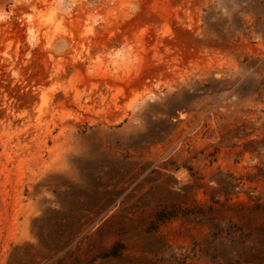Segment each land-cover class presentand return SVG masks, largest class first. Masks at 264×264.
Segmentation results:
<instances>
[{
	"label": "rangeland",
	"instance_id": "rangeland-1",
	"mask_svg": "<svg viewBox=\"0 0 264 264\" xmlns=\"http://www.w3.org/2000/svg\"><path fill=\"white\" fill-rule=\"evenodd\" d=\"M0 264H264V0H0Z\"/></svg>",
	"mask_w": 264,
	"mask_h": 264
},
{
	"label": "trees",
	"instance_id": "trees-1",
	"mask_svg": "<svg viewBox=\"0 0 264 264\" xmlns=\"http://www.w3.org/2000/svg\"><path fill=\"white\" fill-rule=\"evenodd\" d=\"M115 255H116V253L110 252V253H107V255H105V257L115 256Z\"/></svg>",
	"mask_w": 264,
	"mask_h": 264
}]
</instances>
